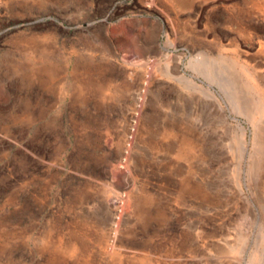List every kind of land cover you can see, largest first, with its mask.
<instances>
[{
	"label": "rangeland",
	"instance_id": "obj_1",
	"mask_svg": "<svg viewBox=\"0 0 264 264\" xmlns=\"http://www.w3.org/2000/svg\"><path fill=\"white\" fill-rule=\"evenodd\" d=\"M0 264H264V0H0Z\"/></svg>",
	"mask_w": 264,
	"mask_h": 264
},
{
	"label": "bare ground",
	"instance_id": "obj_2",
	"mask_svg": "<svg viewBox=\"0 0 264 264\" xmlns=\"http://www.w3.org/2000/svg\"><path fill=\"white\" fill-rule=\"evenodd\" d=\"M248 104V103H247Z\"/></svg>",
	"mask_w": 264,
	"mask_h": 264
}]
</instances>
